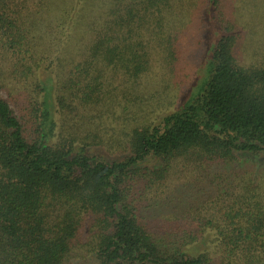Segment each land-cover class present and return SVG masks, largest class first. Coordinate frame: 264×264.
<instances>
[{
    "label": "trees",
    "instance_id": "1",
    "mask_svg": "<svg viewBox=\"0 0 264 264\" xmlns=\"http://www.w3.org/2000/svg\"><path fill=\"white\" fill-rule=\"evenodd\" d=\"M252 1L0 0V264H264Z\"/></svg>",
    "mask_w": 264,
    "mask_h": 264
},
{
    "label": "rangeland",
    "instance_id": "2",
    "mask_svg": "<svg viewBox=\"0 0 264 264\" xmlns=\"http://www.w3.org/2000/svg\"><path fill=\"white\" fill-rule=\"evenodd\" d=\"M251 3H253V4L259 3L260 4L261 3V0H255V1H252ZM260 6L261 5H259L258 8H260ZM257 20L258 21H261L262 20L260 11H258V13H257ZM258 29H259V27H258Z\"/></svg>",
    "mask_w": 264,
    "mask_h": 264
}]
</instances>
